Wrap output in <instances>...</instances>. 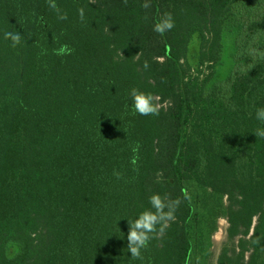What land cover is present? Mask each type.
<instances>
[{
  "label": "trees",
  "instance_id": "obj_1",
  "mask_svg": "<svg viewBox=\"0 0 264 264\" xmlns=\"http://www.w3.org/2000/svg\"><path fill=\"white\" fill-rule=\"evenodd\" d=\"M144 2L56 0L61 20L48 0H0V264H211L210 196L238 238L218 264H264L251 233L264 219V0ZM165 13L175 27L160 35ZM133 87L159 115L135 113ZM154 193L182 202L132 260L128 219Z\"/></svg>",
  "mask_w": 264,
  "mask_h": 264
},
{
  "label": "clouds",
  "instance_id": "obj_2",
  "mask_svg": "<svg viewBox=\"0 0 264 264\" xmlns=\"http://www.w3.org/2000/svg\"><path fill=\"white\" fill-rule=\"evenodd\" d=\"M124 3L127 4V0H124ZM48 6L57 13L58 19L65 20L68 18L66 12H61L59 6L56 4V0H48ZM142 7L149 8L150 0H145ZM78 16L80 21L84 22V7L78 9ZM174 27L175 20L172 13H165L164 16L155 23L153 31L160 35H164ZM4 36L5 39H11L13 47L19 45L22 40L20 32H5ZM70 52L71 49H68L66 45L56 50L57 55H65ZM143 68L145 70L149 68L147 60L144 61ZM251 68L252 67H249V69ZM129 94L133 101L135 113L142 116L159 115L160 107L153 94L146 93L135 87L130 90ZM256 119L264 124V107L256 109ZM125 131L127 132L126 129ZM254 133L257 138H264V127L257 128ZM139 148V144L132 147V152L135 154L131 160L133 165H136L139 159ZM114 175H116L117 179L122 177V173L118 171H114ZM183 196L184 199L189 198L187 192H184ZM181 202L180 198L172 199L168 196L154 193L149 198L150 207L140 212L135 219H128L129 231L127 235V249L131 254L132 260L143 259L142 249H146L150 241L163 233L169 227L170 222L175 220V213Z\"/></svg>",
  "mask_w": 264,
  "mask_h": 264
},
{
  "label": "rangeland",
  "instance_id": "obj_3",
  "mask_svg": "<svg viewBox=\"0 0 264 264\" xmlns=\"http://www.w3.org/2000/svg\"><path fill=\"white\" fill-rule=\"evenodd\" d=\"M230 44L231 42L228 41L226 43V48H225V52L226 54L229 53L230 51ZM199 49H200V37L198 35H194L190 46H189V54H188V60L191 64H193L194 66H196V64L198 63V58H199ZM229 62V60H228ZM229 67V64L227 63L224 67V69L221 72V75L224 76L227 72V69ZM190 192L192 196H195L198 192V190L196 189L195 185H190ZM218 202L219 199L216 196H210L208 201L205 202V205L208 208H204L202 207L200 209V213L204 216L209 217V222H212L213 220L216 219V226H217V231L214 233L213 237H212V257H211V264H218V258L220 256V254L222 253L224 247L227 248L229 254H234L237 253V242H238V238H236L235 240H230L229 238V234H228V228H229V221L227 218H217L218 214H219V208H218ZM226 202V200H225ZM224 220L226 221V232L225 235L222 237V239L220 241H216L215 237L216 234L221 232L220 231V222ZM205 234H207V229L204 230ZM257 232H260L261 234L257 237L258 240H264V219L262 220L261 223H259V221L255 220V225L251 230L252 234H255Z\"/></svg>",
  "mask_w": 264,
  "mask_h": 264
},
{
  "label": "bare ground",
  "instance_id": "obj_4",
  "mask_svg": "<svg viewBox=\"0 0 264 264\" xmlns=\"http://www.w3.org/2000/svg\"><path fill=\"white\" fill-rule=\"evenodd\" d=\"M220 231L219 233L216 234L215 240L216 241H220L222 239V237L225 235L226 232V221L222 220L220 222Z\"/></svg>",
  "mask_w": 264,
  "mask_h": 264
},
{
  "label": "built area",
  "instance_id": "obj_5",
  "mask_svg": "<svg viewBox=\"0 0 264 264\" xmlns=\"http://www.w3.org/2000/svg\"><path fill=\"white\" fill-rule=\"evenodd\" d=\"M156 99H157V100H159V98H158V97H157ZM159 106H160V105H159Z\"/></svg>",
  "mask_w": 264,
  "mask_h": 264
}]
</instances>
